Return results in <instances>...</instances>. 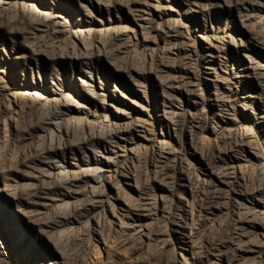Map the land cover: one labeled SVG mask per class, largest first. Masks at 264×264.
<instances>
[{
    "label": "rangeland",
    "instance_id": "obj_1",
    "mask_svg": "<svg viewBox=\"0 0 264 264\" xmlns=\"http://www.w3.org/2000/svg\"><path fill=\"white\" fill-rule=\"evenodd\" d=\"M0 264H264V0H0Z\"/></svg>",
    "mask_w": 264,
    "mask_h": 264
}]
</instances>
